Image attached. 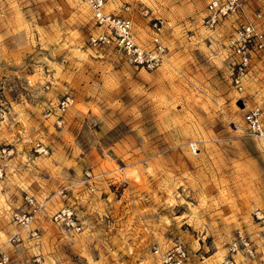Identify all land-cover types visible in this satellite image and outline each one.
Here are the masks:
<instances>
[{
  "label": "rangeland",
  "instance_id": "obj_1",
  "mask_svg": "<svg viewBox=\"0 0 264 264\" xmlns=\"http://www.w3.org/2000/svg\"><path fill=\"white\" fill-rule=\"evenodd\" d=\"M208 1L105 0L147 51L151 20H163L164 60L148 67L91 44L99 30L80 0H0L7 264H163L176 245L185 264L264 259L255 217L264 215V139L247 137L243 123L246 109L264 110V58L236 90L226 46L233 23L206 28ZM255 12L264 31V0H247ZM25 196L39 209L20 227ZM64 207L80 230L53 221Z\"/></svg>",
  "mask_w": 264,
  "mask_h": 264
},
{
  "label": "built area",
  "instance_id": "obj_2",
  "mask_svg": "<svg viewBox=\"0 0 264 264\" xmlns=\"http://www.w3.org/2000/svg\"><path fill=\"white\" fill-rule=\"evenodd\" d=\"M80 1L92 13L94 24L99 30L95 36L91 37V44H112L123 50L137 65L146 64L148 67H154L163 62L165 48L160 41L165 26L163 20H151L153 49L147 51L136 43L132 24L128 19L115 16L105 10V0ZM261 19L262 15L259 12L253 13L252 17L249 16L247 0H209L205 7L202 23L206 28L215 29L225 21L233 23V32L228 37L226 46L234 59L232 82L238 91L243 89L244 79L253 59L264 58V31L261 29ZM69 103V98L61 101L59 103L60 111H66ZM243 123L247 137L264 139V110L261 107L253 106L246 109L243 114ZM191 149L196 150V147L191 146ZM3 152L5 153L6 150ZM39 153L46 154V150L39 147ZM24 199L28 210L14 215V221L20 227H28L39 209L38 203L32 197L25 196ZM255 217L262 226L259 237L261 244L264 245V215L256 212ZM53 221L68 229L80 230L76 215L71 207L59 210L53 216ZM32 237L38 238V230L32 231ZM17 239L11 238L13 242ZM162 259L163 264H185L187 252L183 246L176 245L165 252ZM7 262L8 257L0 252V264H7ZM225 264L237 263L230 257ZM260 264H264V259Z\"/></svg>",
  "mask_w": 264,
  "mask_h": 264
},
{
  "label": "bare ground",
  "instance_id": "obj_3",
  "mask_svg": "<svg viewBox=\"0 0 264 264\" xmlns=\"http://www.w3.org/2000/svg\"><path fill=\"white\" fill-rule=\"evenodd\" d=\"M204 264H210V263H209V261H207V262H206V263H204Z\"/></svg>",
  "mask_w": 264,
  "mask_h": 264
},
{
  "label": "crops",
  "instance_id": "obj_4",
  "mask_svg": "<svg viewBox=\"0 0 264 264\" xmlns=\"http://www.w3.org/2000/svg\"><path fill=\"white\" fill-rule=\"evenodd\" d=\"M260 13V12H259ZM262 15V14H261Z\"/></svg>",
  "mask_w": 264,
  "mask_h": 264
}]
</instances>
